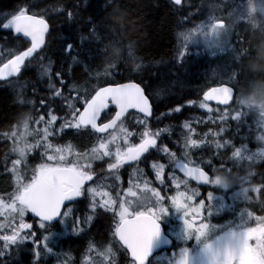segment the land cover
<instances>
[{
    "label": "trees",
    "instance_id": "16d2710c",
    "mask_svg": "<svg viewBox=\"0 0 264 264\" xmlns=\"http://www.w3.org/2000/svg\"><path fill=\"white\" fill-rule=\"evenodd\" d=\"M198 7V2L185 1L177 5L171 0H0V65L27 45L25 40L3 28V24L13 14L24 9L45 17L51 26L46 46L28 59L16 78L21 85L20 92L12 90L0 80V131L10 128L33 107V113H53L61 120L71 122L72 113L81 109L84 101L98 86L126 81H135L145 87L154 101V109L156 115L161 117L162 125L176 124L177 118L180 122L186 109L197 107L194 104L203 100L202 93L207 88L220 83L212 73L218 70L221 66L219 63L223 61L198 55L193 51L179 56L180 31L201 13ZM176 13L181 16L178 17ZM253 36L249 37L250 45ZM258 47V54L257 51L250 53V56H256V60L252 62L254 69L252 66V70L249 67L245 69L242 64V71L239 73L237 68L241 60L249 56L247 51L241 59L239 57L237 66L233 65L240 79V75H245L248 81L252 80L249 84L258 79L264 80V71L261 70V65H264V41ZM171 58L174 60L171 61ZM41 64L50 67V79H41ZM170 65H174L176 70L170 68ZM172 71L177 72L178 76H173ZM237 72L233 70L234 76L229 80L233 85ZM227 80L228 78L224 79L228 82ZM173 84L175 86L171 87ZM169 88L173 90L170 92ZM57 91L60 96L55 95ZM240 93L250 96L252 92L246 90ZM192 100H195L194 104H189ZM176 107L182 108L180 113L183 114H161L163 109ZM205 123L212 125L216 122L207 120ZM223 126L226 128L224 127V134L220 139L224 140L226 136L233 146L227 149L217 148L212 153L225 170L230 165L235 166L236 169L229 172V176H233L239 168L256 173L254 181L250 180L251 173H244L242 177L249 179L247 181L250 183L262 185L260 199L264 201V163L250 165L249 162H244L235 165L229 154L233 147L250 142L252 136L256 135V115H241L239 120L230 117L224 120ZM64 129L59 133L60 137L53 138V141L79 152L89 150L99 138L91 128ZM175 140L169 139L167 143L172 146ZM9 146L10 142L4 143L0 139V191L13 187V174L2 170V161ZM206 153L207 157L211 154L205 150L203 154ZM205 160V156L198 158L201 163H205ZM248 207L251 208V205ZM106 223L105 218L98 219L89 232L73 237H53L50 245L63 251L65 255L74 254L75 264H81L77 259L87 250L89 236L98 241L102 235H94L96 232L103 233ZM34 231L36 240L40 241L49 231L58 233L59 229L35 227ZM101 246H104V241H101ZM0 251L13 253L15 249L11 248L6 252L3 248ZM120 254L126 258H123L124 261L130 262L125 251ZM5 258L8 264H13L16 260L13 254L5 255ZM60 261L58 256H53L52 264ZM18 262L26 263L22 258Z\"/></svg>",
    "mask_w": 264,
    "mask_h": 264
},
{
    "label": "rangeland",
    "instance_id": "374dc122",
    "mask_svg": "<svg viewBox=\"0 0 264 264\" xmlns=\"http://www.w3.org/2000/svg\"><path fill=\"white\" fill-rule=\"evenodd\" d=\"M248 1V0H204L201 5H199L198 10L200 9L201 14L206 13L203 17V20H200L197 22L196 26H194L193 20L189 24H194L193 26H190L188 28H184L180 31L179 34V48L180 52L184 53L191 50H195L198 53L206 54L210 57L214 58H219L224 61V55L219 56L220 54H226L230 52V58L228 56V60L224 62L219 63L221 66H219L217 71H213L212 75H214V78L216 76L217 80H224L225 78H229L230 76H234L233 70L237 72L235 67L233 65L239 62L238 59H240L247 53L249 56L246 58L242 59L241 62L239 63L240 65L237 66L239 69V73L241 70V65L245 67H249V70L252 68L254 69L255 66L252 62L256 60V56L252 57L250 56V53H252L253 48H258V45H261L262 42L264 41V34L260 33L258 35H254L252 37L251 41V47L248 49H241L239 51V45L241 41V30L243 28L246 29L245 32H248L249 34L251 32H257L259 33V25H257L255 28H253L250 24L248 23H253L251 21H245V17L247 18L252 16V10L256 7L264 6V2L260 0H252L249 4H244L243 2ZM176 11V10H175ZM174 11V12H175ZM181 11V10H180ZM178 17L181 16L179 13H176ZM221 20L225 21L226 27L222 26L224 28H217L216 32L214 33L211 29L212 25H215L216 21ZM178 23V22H177ZM176 23V25H177ZM232 23H233V36L229 39L230 34L232 32ZM202 29V33H199L200 30L194 31L190 33V40L187 42V47L184 46L183 42V37L181 36V33H188L193 29ZM264 30V27L262 28ZM231 41L234 45L233 50L235 51L232 53L230 46ZM236 41H237V46H236ZM122 43V42H121ZM261 43V44H260ZM242 44V43H241ZM243 45V44H242ZM245 46V45H244ZM236 47V48H235ZM116 48V45L114 46V49ZM117 50L113 51L114 54L116 53ZM257 54L259 53L258 51L256 52ZM171 61L174 60V58L170 59ZM169 60V61H170ZM175 65V64H174ZM174 65H170L172 69L176 70ZM49 66V64H48ZM45 68V69H44ZM242 71V70H241ZM173 76H178V73L175 71L171 72ZM40 77L41 79H50V67H47L46 64H41V69H40ZM241 79L239 78L238 72H237V78L234 83V89L236 90L237 88V95L236 99L234 101V105L231 108H220V107H212V105L208 104V108H201L200 103L202 101H197L194 104L195 100H192L189 102V104H194L197 105L195 108H190L186 109L187 111L184 112L182 116H184L183 119L178 122V118L176 120V124H173L174 126L177 124H191L189 122V118H194L196 119V122L194 124H206L204 120H209L213 119L215 124H212L211 126L213 128H220L217 130L211 129L208 132L202 133V139L201 140H195L194 138H191L188 142V144H183L182 146V151L178 147L177 151L172 150V153H165L163 158H166L168 161L171 159L172 156H175V158L179 156H189V149L192 148L193 152H197L200 148L204 146L207 148L215 147V144L218 141V138L220 135L223 134L224 132V120H221V117L224 116V118L229 117L232 114H235L237 112H243L246 115L250 114H256L257 119L260 122L261 128L258 133V137L260 138L259 141H257L256 146L254 147L253 150H247L245 147L241 146L238 147L241 149V154L245 157H248L251 161H249L250 165L257 163L261 160L264 159V99H260L261 97H264V83H256L252 82L249 84L248 82H251L252 80H247L245 78V75L241 76ZM177 79V77H174ZM1 80V79H0ZM228 82L229 79L227 80ZM231 83V82H230ZM9 87L11 89L16 90L20 92L21 90V85L19 81H9L7 82ZM1 85V83H0ZM175 86V84L171 85V87ZM170 92L173 90L172 88H169ZM250 91L254 92L251 96L253 99L248 100V96H243L242 93L243 91ZM203 109L205 110L206 113H203L202 115L199 113H195V110H200ZM34 107L32 108L31 111H33ZM176 109L182 110V108H170L169 112L172 111H177ZM210 109V110H209ZM227 110V115H225V111ZM26 112L18 122L17 124L13 127V129L8 132V133H0V138H9L11 140L12 136L16 133L19 132V134L15 137V141L10 142V146L8 148L9 153H15L14 150L12 149L15 146H18L19 148L24 147L25 145H36L39 143L41 146L37 148H29L27 151V154L29 157L31 156H44L46 159L44 163H48L47 161V155H53V156H65L67 161H73L77 160L79 161L80 164L86 159L88 160H95V158L92 155V150L94 148H98L99 144L104 141L107 142L109 140H112V138L115 136L117 139L108 145L109 149L112 151L113 155L112 156H103L102 159L106 162V166L109 169V166L111 163H113L115 159L114 153L116 152L117 147H120L121 149H125L127 146H130L133 142H138L143 138L142 133H138L136 128H134L135 125H141L142 127L155 131L152 127H154V124L151 122H146L145 120H142L138 117L135 116H130L129 117V123L126 121L125 123H122L118 128L108 134L107 137L101 138L97 141V143L91 148V150L88 153L85 154H80L73 150L72 148H69L68 146H58L54 145L52 143L51 137L53 135H56L59 131L62 129L66 128L63 127L66 123L63 120H61L58 116L48 113L47 115L45 114H40V113H33V112ZM178 115H180L179 111ZM241 112V113H242ZM52 116L56 117V120L53 121L51 124L48 123V121L51 119ZM203 116V119H202ZM25 121H27L28 128H32L33 133H31L28 130H23ZM72 123H74L73 120H71ZM45 129H47V139L45 140ZM122 129L126 130L127 133H130V135L127 136L128 144L125 145L124 143V133L121 131ZM23 130V131H22ZM21 132V133H20ZM150 133V132H149ZM163 137V136H162ZM229 140L228 138H225ZM191 141L196 142V146L193 147ZM45 145H50V147L46 148ZM62 149L60 153L55 152V149ZM237 148V149H238ZM3 153L5 152L4 148L2 147L1 149ZM236 149L233 151L235 152ZM8 152L5 153L4 158L7 156ZM183 152V153H182ZM16 154V153H15ZM213 154V153H211ZM151 157H157V153L154 152L153 154L150 155ZM20 159L19 155L16 156V160ZM23 161V160H22ZM22 163V162H21ZM262 162L261 164H263ZM5 167L7 166L8 169L12 170L15 173V189L11 193V197L7 199H0L4 202V207L3 209H0L1 211V216H0V230L1 228L6 224V221L10 219L12 216H19V212L13 210L10 205L12 204V195L16 192L17 189V182L19 179L25 180L27 182L29 178L31 177V167L30 164L28 163L27 168L24 170V172L20 173L18 172L16 166L14 169L13 163L12 164H7V161L4 163ZM241 164H244V160ZM160 166H163L162 169ZM103 167V164H102ZM152 170V178L144 174L143 172H134L132 175L128 176V186H125L122 191H120V188L118 189L117 192L114 194L117 195H112V192L106 188L101 187L98 183L93 182L92 184H89L85 186V196H90L91 201L87 205L84 206L85 211L81 213L80 218H72V214L68 217L61 218L60 220V225L58 228H60V231L58 233L49 231L46 236L49 237L48 239V245L50 242V239L53 237H61L65 236L68 232L67 227L69 226V233L74 234L76 231H73V225L74 222L79 219L80 223L78 224L77 228L79 229V225L81 224H86L88 222V217H90L91 210H94L95 208L92 207L93 202L96 203L98 206L102 201H111L112 202V207L110 208V211H114L116 214V218L119 221V212H120V204L122 202H127L125 204L126 207H128L129 212H148V209H153L158 208L159 205H156V197L154 195V192L159 193L158 189L150 185V180L155 184L156 187L158 188H164L166 189L170 195L164 196L163 204L165 206L166 211L160 213L159 218L162 217L163 220H166L168 222H174L177 221L178 219L185 217L184 212L182 209H178L175 206L172 205V195L176 197L178 193H183V197L180 198L181 204L185 205L187 208V211L189 215L186 217L187 219L190 218V216H200V215H205L206 219L211 222V226L213 228V233L210 237H213L217 234H219L222 230V224L218 223L221 219V215L223 214L224 211V233H227L229 231H234L237 229H243V228H248L251 229L252 227H249V224L253 223L255 220L260 221L264 218V213H258L252 211L250 208H248L247 203H261L264 204V201L260 199V195L256 196L255 193L258 192V189L260 186L254 185L252 183L247 182L244 180L242 177V174H244L246 171H235V174L232 177V183H239L238 186H232L231 188L224 187V192H222L221 186L219 184L213 185V187L217 188L215 191H207L206 193H202L198 191L197 189L189 188L188 186L185 185V182L179 178L176 177L174 180H169L170 183L176 182L177 185L175 187L172 184L167 185L164 181L165 178V171H166V166L161 163V162H156V164L151 166ZM6 171V170H4ZM227 170H224V172ZM252 171V170H250ZM159 172V176L157 173ZM167 173L172 174V171H168ZM29 177V178H28ZM28 178V179H27ZM167 178V176H166ZM251 178H256V173L252 175ZM250 178V180H251ZM120 180V179H119ZM136 180V181H133ZM138 180V181H137ZM149 183V184H146ZM86 184V183H85ZM180 185V186H179ZM119 186L122 188L121 184ZM92 188L95 189L96 195L93 197L92 194H90L87 189ZM135 192L136 196L133 197L131 195V192ZM120 191V192H119ZM119 193V195H118ZM209 193H212L211 199H209ZM160 197L161 194L159 193ZM190 198V199H189ZM203 201V206L201 205V202ZM69 209H67L68 211ZM90 210V211H89ZM88 212H90L88 214ZM27 214L25 212L24 216ZM23 216V217H24ZM214 220V222L211 220ZM96 222L92 224L89 228L93 229L92 226H95ZM107 224V223H106ZM109 227V226H108ZM173 227H183V223L181 221H178L176 224H174ZM93 232H96L95 230ZM185 234V229H181L177 233V236H175L177 241L184 240L183 235ZM206 235V232L205 234ZM1 236V235H0ZM98 236L99 234L96 232V235ZM2 237V236H1ZM207 238H210L209 236H206ZM89 241H93L91 237L89 236ZM34 243L33 238L27 237L26 240H24L21 243L15 244V248L17 249L16 252V257H18L22 252L21 244L22 243ZM43 243L44 239L40 243H34V246L32 247V251L29 250H23V252H29L31 255V258H47L50 253H48L44 248H43ZM50 247V246H49ZM9 248V247H8ZM95 248L94 245H90L87 250L84 251L83 254H80L81 257L77 259L78 262H81L83 264H89V259L90 255L93 254L92 250ZM106 251V249H105ZM117 254L115 257V260L113 261L112 264H125L124 260H120V254L118 250L116 249ZM39 252L40 255L39 257L36 256V253ZM26 254V253H25ZM21 258V257H18ZM35 258V259H36ZM168 259V258H167ZM167 259H165L167 261ZM169 260V259H168ZM16 261V260H15ZM14 261V262H15ZM170 261V260H169ZM4 262L5 264H8V260L4 256ZM13 262V264H14ZM58 264H66L65 261L63 260L62 262ZM93 264H100L98 256H96L93 259ZM129 264V263H127Z\"/></svg>",
    "mask_w": 264,
    "mask_h": 264
},
{
    "label": "snow or ice",
    "instance_id": "6c2138e0",
    "mask_svg": "<svg viewBox=\"0 0 264 264\" xmlns=\"http://www.w3.org/2000/svg\"><path fill=\"white\" fill-rule=\"evenodd\" d=\"M176 4L180 3V0H175ZM222 23H217L211 26L212 31L215 33L218 27H222ZM47 24L42 19H36L33 16L26 14L24 9H20L18 13L13 14L11 19L7 23L3 24L4 29H14L16 33H23L24 36L30 37L32 46L27 51L21 53L14 60L9 61L8 64L0 68V75L11 76L20 72L21 65L24 64L25 58L30 56L40 45L43 43L44 33L47 31ZM199 30V28L193 29L188 33H181L183 37L184 46L187 47V42L190 40V33ZM185 55V53H181ZM6 70V71H5ZM231 81V76L228 78ZM234 87L221 85L217 88H212L209 92L204 94L205 99L200 103L201 108H208V100H216L220 104L227 105L230 101L229 97L234 96ZM56 96H60V92L55 93ZM114 106L116 108L115 116L108 121V123L97 124L98 119L101 117V113ZM129 109L138 110L143 113L145 117L152 115L151 105L149 99L145 96L143 89L139 85L130 84H118L116 86H109L100 88L95 92V95L91 99L84 101L83 111L78 109L72 113V119L74 123H66L63 127H75L80 128L82 126H91L92 129L98 133H105L107 130L113 128L116 122L124 116ZM179 111V109H176ZM210 110V109H209ZM227 115V110L225 111ZM242 113L237 112L233 119L239 120ZM224 116L221 117V120ZM56 120L55 116H52L48 121L51 124ZM27 121H25L24 127L27 129ZM187 127V125H185ZM124 133V143L128 144L126 130H121ZM47 129H45V140L47 139ZM151 133L145 131L141 143L138 145L127 146L125 149L117 147L114 153L116 163L111 164V168H118L121 164L127 161H136L140 155L147 152L149 147L156 144V140L152 138ZM158 135V133L156 134ZM117 137H113L112 140L107 142L102 141L98 148L92 150V155L96 159H100L103 156H112L113 153L109 149L108 145L113 143ZM192 146H196L195 141H191ZM41 145H25L24 147L14 149L20 157L13 161V166L18 165L26 157L28 149L37 148ZM46 148L50 145H45ZM222 145L217 142V148ZM62 149H55V152L60 153ZM233 156L237 158H243L241 149H236L233 152ZM48 163L40 164L34 171L30 180L25 182L23 179H19L17 182V189L12 197V204L10 207L19 212L21 223L20 229L31 228V225L23 223V216L25 212L31 211L36 216L40 217V227L44 228L46 223L51 221L54 217L60 218L68 217L71 213V209L68 211H61L62 206L66 201H70L69 197H81L85 191V182L93 179L92 174L88 169L90 165H82L78 159L73 161H67L65 156L59 157L53 155H47ZM161 169L163 166H160ZM188 174L191 175L193 170L186 169ZM197 171V179L203 180L205 183L218 184L215 180L209 179L205 174ZM159 176V172L157 173ZM87 191L93 195H96L95 189L89 188ZM131 192V190H129ZM133 197L136 196L135 192H131ZM156 197V205L158 208L148 209L147 214L145 212H129L127 203L122 202L120 204L119 222L116 225L114 235L119 238L124 246L131 251L132 256L138 261V264H145V258L148 256L151 248V241L153 234L159 231V225L157 218L160 213L166 211L163 198L159 193L154 192ZM183 193H178L176 197L172 199V205L178 209H182L184 216L189 215L185 205L181 204L180 198L183 197ZM209 199L212 197V193H209ZM190 199V198H189ZM203 206V201L201 202ZM99 207L104 209H110L112 207L111 201H102ZM4 202L0 200V209H3ZM93 208L97 205L93 202ZM89 221L91 217L87 218ZM79 219L74 222L73 231H77ZM195 222L185 218V225L189 234H196L197 239L204 235L208 229V225L200 224L198 227L194 226ZM32 235H35L34 233ZM27 239V236H21L20 232L13 230L12 236H4V248L7 249L10 244L21 243ZM48 236L44 237L43 248L48 252H52V249L48 245ZM255 239L256 243L250 244L249 241ZM35 243V241H34ZM260 255L264 257V228L260 229H245L239 237L238 243L234 248H229L225 253L224 259L221 264H249L250 258L253 255ZM4 252L0 251V256H3ZM40 253L37 252L36 256L39 257ZM188 253L187 249L182 250L180 258L176 261V264H187Z\"/></svg>",
    "mask_w": 264,
    "mask_h": 264
},
{
    "label": "flooded vegetation",
    "instance_id": "af4514ba",
    "mask_svg": "<svg viewBox=\"0 0 264 264\" xmlns=\"http://www.w3.org/2000/svg\"><path fill=\"white\" fill-rule=\"evenodd\" d=\"M259 18L260 17H258V20H259ZM262 20H263V23L261 25L254 23V22L248 23L253 28H255L257 25H259V28H261V29H259V33L251 32L249 34L248 32H245L246 31L245 28H243L241 30V41L240 42L243 45H245V46H243V49H248L251 47V45L248 43L250 36L255 35V34H260V33L264 34V30H262V28L264 27V19L262 18ZM255 51H258V49L253 48L252 52H255ZM257 81L264 83V80L258 79ZM235 91H236V95H237V90H235ZM236 95H235V99H236ZM161 112L167 114L169 112V109H163V110H161ZM180 112H181V110H179V113ZM194 112L201 114L200 110H195ZM183 113H180V114H183ZM188 120L191 124H177L175 126L174 125H163L158 129L159 134L161 135V137L163 136L162 138L169 140V139H176V138L178 139L184 132H186L187 130L192 129V128H197V129H200L201 131H204L207 129H213V127L211 125H208V124H194L196 122V119H194V118H189ZM185 125H187V127ZM153 138L157 141V139L155 137H153ZM225 138H226V136L224 137V149H227V147H229V146H233L231 141H229ZM202 152H205V150H203ZM147 153H153V150L150 149L149 151H147ZM139 161H137V162H139ZM137 162L131 163L129 165H125L123 167L125 168L126 166H130V165L135 164ZM210 162L215 164V165H220L218 162V158H212V159H210ZM262 162H264V159L259 161L260 164ZM231 167L233 170L236 169L235 166L231 165ZM116 169H121V166H119ZM92 172H95V171L92 170ZM250 176H252V175H250ZM251 180L254 181V178H251ZM187 183L191 184V186L193 188H196L193 183H191V182H187ZM202 191L206 192L207 188L202 189ZM65 209L66 210L71 209L72 214H76V213H80V212L85 211L84 206L81 204H74L71 206H66ZM196 221H197V219H196ZM162 223L164 224V226L166 225V231H168L169 230L168 225L165 224L163 221H162ZM200 224H202V223H198L197 225H195V227H198ZM104 227H106L105 231L103 233H99V236L102 235V237H99L98 241H96L95 243H96L97 248H101V241H104L105 246L102 248H105L106 251L103 253L105 256V260L107 261V264H110V262L112 260H115L116 251H115V248H113L112 244H111V237L109 235L108 225L105 224ZM260 228H264V222L263 223H257V226L254 229H260ZM243 231L244 230H237L234 232V234L237 235L239 238L240 234ZM111 233H112V231H111ZM221 237H224V230H223ZM252 240H255V239H252ZM252 240H250L249 243L254 245L256 243V241L254 243V242H252ZM213 242H214V240L208 239L204 236L199 237V239H197V237H193L190 239L189 242H177L175 240L173 247L171 249H163L158 254L162 255V254L168 253L169 257L171 259H173L175 261V264H176V261L180 258L181 254H182V250L187 249V253H188L187 264H197L193 260L197 259L198 257H203L206 254L207 250L212 246ZM253 247H255V245ZM222 251L224 254V244L222 246ZM18 257H21L26 262L25 264H52V257L51 256H48L47 258L41 257L39 260L34 261L31 258V255L29 254V252H23L22 251V253ZM18 257H16V261L14 262V264H21L20 262H18V259H21V258H18ZM223 259H224V255L222 256V258L220 260V264L223 261ZM27 260H28V262H27ZM251 261L254 264H264V257H261L260 255L256 254V255H253L251 257ZM0 264H5L4 256H0Z\"/></svg>",
    "mask_w": 264,
    "mask_h": 264
},
{
    "label": "water",
    "instance_id": "95a60500",
    "mask_svg": "<svg viewBox=\"0 0 264 264\" xmlns=\"http://www.w3.org/2000/svg\"><path fill=\"white\" fill-rule=\"evenodd\" d=\"M174 1H175V0H174ZM26 14L29 15V16H33V17H35L36 19H42V20H44V22H45V23L47 24V26H48V27H47V31L44 33L43 43L40 45L39 48H37V49L32 53V54H34V53H36V52L42 50V49L45 47L46 42H47V38H48V34H49V31H50V27H51V26H50V22H49L48 19H45V18H43V17H40V16L35 15V14H32V13H26ZM7 30L11 31V32H12L13 34H15L16 36H19V37H21V38H23L24 40L27 41V44H28V45H27V48H26L25 50H23L21 53L27 51V49L30 48V47L32 46V41H31V38H30V37H26V36H24L23 33H16V32L14 31V29H7ZM21 53L15 55V56L12 57L11 59H9L6 63L3 64V66H2L1 68H3L4 65L8 64L9 61L14 60V59H15L17 56H19ZM32 54H31V55H32ZM31 55H30V56H31ZM28 57H29V56H28ZM28 57L25 58L24 63L26 62V60H27ZM23 65H24V64H23ZM23 65H21V67H22ZM5 71H6V70H5ZM20 71H21V70H20ZM18 73H19V72H18ZM18 73H15V74H13V75H11V76L0 75V77H1L2 79H9V78H11V77H14V76L18 75ZM130 83L137 84V85L140 86L141 89H143L145 96H147L148 99H149V103H150V105H151V109H152V111H153V105H152L151 99H150L149 96L146 94L145 89L143 88L142 85H140L139 83L134 82V81H126V82H122V83H118V84H130ZM118 84H107V85L102 86V87H100V88L109 87V86H113V87H114V86H116V85H118ZM221 85L232 86V85H229V84H227V83H222V84H218V85L212 86L211 88H209L208 90H206V91L203 93V97H204V99H205L204 94H205L206 92H209L212 88L220 87ZM100 88H98L96 91H98ZM234 90H235V89H234ZM234 94H235V91H234ZM94 95H95V93H94ZM94 95H93V96H94ZM233 98H234V96H230V97H229L230 101H229V103H228L227 105H225V104H220V103H218L216 100H208V101L211 102V103L217 104V105H221V106H229V105H231V104L233 103ZM90 99H91V98H90ZM113 107H114V106H112L111 108H113ZM114 108H115V107H114ZM130 110H131V109H129L128 111H130ZM82 111H83V109L81 110V112H82ZM106 111H108V110H106ZM106 111H105V112H106ZM105 112H102V113H101V117H102V115H103ZM115 112H116V111H115ZM126 113H127V112H126ZM126 113L124 114V116L126 115ZM142 114H143V113H142ZM114 116H115V113L111 116L110 119H108V120H106V121H104V122H100V119H101V117H100V119H98V121H97V124L99 125V124H103V123H108V121L111 120ZM124 116H123V117H124ZM123 117H121V119H122ZM121 119H120V120H121ZM120 120H118V121L116 122V125L119 123ZM116 125H115L113 128L109 129V130L114 129V128L116 127ZM89 127H91V126L89 125ZM93 130H94V129H93ZM109 130H107L106 132H108ZM96 132H97V131H96ZM106 132H105V133H106ZM97 133H98V132H97ZM99 134H103V133H99ZM177 166L179 167V169H180V170H181V171H182L187 177L194 179L195 181H197V182L200 183V184H207V183H205L203 180H199V179L196 178V177H197V171H196V170H199V172L205 174V175L209 178V174H208L206 171H204V170H202V169H199V168H197V167L189 166V165H187L186 163H184V162H182V161L178 162V163H177ZM186 169H192V170H193L192 174L189 175ZM68 199H69L70 201H66V202H65V204H64V205L62 206V208H61V211L63 210L64 206H65L68 202L73 201L74 199H76V197H69ZM32 214H33V213H32ZM33 215L36 216L35 214H33ZM36 217H38V216H36ZM38 218H40V217H38ZM58 218H59V216L54 217L51 221H56ZM157 223H158V225H159V231L153 234L152 241H151V245H150L151 250H150L148 256L145 258V264L147 263L149 257H150L155 251L160 250L162 247H170V246H172V244H173L172 239H171V238H170V237L164 232V228H163L162 224L159 223L158 221H157ZM118 239H119V238H118ZM231 240H233V237H230V238H229L228 236L224 237V254H223V251H222V242H221V240L218 241V242H216V243L213 245V247L209 250V252L207 253V256H206V258H205L204 260H206L208 264H220L219 259H220V257H222L223 255L225 256V253H226L227 250H228L227 247H232V246H233V243H232ZM125 248L127 249L126 246H125ZM127 250H128V249H127ZM128 251H129L130 256H131L133 259H135V258L132 256L131 251H130V250H128ZM136 262L138 263V261H136ZM249 264H250V262H249Z\"/></svg>",
    "mask_w": 264,
    "mask_h": 264
},
{
    "label": "clouds",
    "instance_id": "9594fccd",
    "mask_svg": "<svg viewBox=\"0 0 264 264\" xmlns=\"http://www.w3.org/2000/svg\"><path fill=\"white\" fill-rule=\"evenodd\" d=\"M262 55H264V52H262ZM261 70L264 71V65H261ZM260 99H264V97H261ZM215 181L223 187H228V185L232 182V177L229 176L227 172L219 171L216 174Z\"/></svg>",
    "mask_w": 264,
    "mask_h": 264
},
{
    "label": "bare ground",
    "instance_id": "6f19581e",
    "mask_svg": "<svg viewBox=\"0 0 264 264\" xmlns=\"http://www.w3.org/2000/svg\"><path fill=\"white\" fill-rule=\"evenodd\" d=\"M45 69V68H44ZM0 79H1V77H0ZM135 82V81H134ZM118 84V83H117ZM204 93V92H203ZM203 93H202V99H204V97H203ZM235 95H236V91H235V94H234V98H235ZM103 230V229H102ZM27 262H28V260H27Z\"/></svg>",
    "mask_w": 264,
    "mask_h": 264
}]
</instances>
